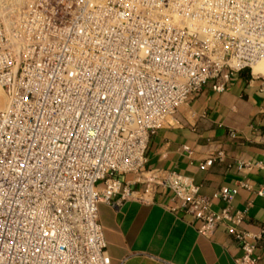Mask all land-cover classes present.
Instances as JSON below:
<instances>
[{
  "label": "built area",
  "instance_id": "1",
  "mask_svg": "<svg viewBox=\"0 0 264 264\" xmlns=\"http://www.w3.org/2000/svg\"><path fill=\"white\" fill-rule=\"evenodd\" d=\"M262 58L264 0H0V264L76 257L71 226L46 217L66 218L53 197L85 201L88 255L111 264L98 204H150L163 190L173 201L164 207L206 238L224 226L241 251L235 263L255 264L264 224L244 228L246 211L231 203L250 184L209 198L174 171L147 169L145 151L189 96L225 91Z\"/></svg>",
  "mask_w": 264,
  "mask_h": 264
},
{
  "label": "crops",
  "instance_id": "2",
  "mask_svg": "<svg viewBox=\"0 0 264 264\" xmlns=\"http://www.w3.org/2000/svg\"><path fill=\"white\" fill-rule=\"evenodd\" d=\"M257 74L239 71L221 93L205 85L179 107L175 120L157 129L145 151L147 169L174 171L209 198L223 186L248 182L251 188H239L231 203L246 211L243 227L252 231L264 224V196L256 194L264 187V76ZM172 203L165 190L150 204L99 203L111 264H236L241 251L224 226L212 238L199 235L198 222L164 207ZM221 205L212 200L213 209ZM256 253L255 264H264V245Z\"/></svg>",
  "mask_w": 264,
  "mask_h": 264
},
{
  "label": "bare ground",
  "instance_id": "3",
  "mask_svg": "<svg viewBox=\"0 0 264 264\" xmlns=\"http://www.w3.org/2000/svg\"><path fill=\"white\" fill-rule=\"evenodd\" d=\"M245 10L246 1H239L238 11ZM263 60L264 58L252 65L253 73H264V68L262 67ZM53 204L60 212H66V218H62L61 215L55 213L54 209H47V219H51L55 226H58V231H66V227L71 226V230L75 236L76 257H74V253L71 250H64L63 260L67 261V264H78V260L80 264H96L93 262V257L88 255V241H86L88 236V223L87 218L82 213L85 210V201L77 200L75 204L70 203V199L53 197ZM58 244H66L65 235H58Z\"/></svg>",
  "mask_w": 264,
  "mask_h": 264
},
{
  "label": "rangeland",
  "instance_id": "4",
  "mask_svg": "<svg viewBox=\"0 0 264 264\" xmlns=\"http://www.w3.org/2000/svg\"><path fill=\"white\" fill-rule=\"evenodd\" d=\"M262 67L264 68V60L262 61ZM254 73H260V72H254ZM261 75L260 76H264V73L262 72V73H260ZM257 75H259V74H257Z\"/></svg>",
  "mask_w": 264,
  "mask_h": 264
},
{
  "label": "trees",
  "instance_id": "5",
  "mask_svg": "<svg viewBox=\"0 0 264 264\" xmlns=\"http://www.w3.org/2000/svg\"><path fill=\"white\" fill-rule=\"evenodd\" d=\"M244 70H250L249 68H246V69H244Z\"/></svg>",
  "mask_w": 264,
  "mask_h": 264
}]
</instances>
